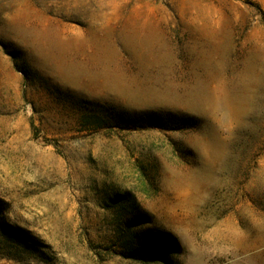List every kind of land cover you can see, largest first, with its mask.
<instances>
[{
	"label": "rangeland",
	"instance_id": "rangeland-1",
	"mask_svg": "<svg viewBox=\"0 0 264 264\" xmlns=\"http://www.w3.org/2000/svg\"><path fill=\"white\" fill-rule=\"evenodd\" d=\"M0 201V264H141L156 230L264 264V0H0Z\"/></svg>",
	"mask_w": 264,
	"mask_h": 264
},
{
	"label": "trees",
	"instance_id": "trees-1",
	"mask_svg": "<svg viewBox=\"0 0 264 264\" xmlns=\"http://www.w3.org/2000/svg\"><path fill=\"white\" fill-rule=\"evenodd\" d=\"M2 202L0 201V206ZM2 228L10 235L30 233L22 228H9L5 224ZM180 254V245L178 240L171 234L164 231H146L141 245L134 252L135 257L141 264H175L173 257Z\"/></svg>",
	"mask_w": 264,
	"mask_h": 264
}]
</instances>
